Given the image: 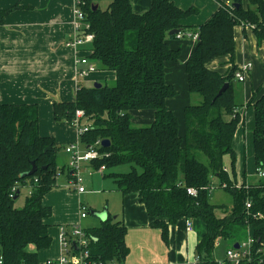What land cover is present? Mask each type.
Segmentation results:
<instances>
[{
    "label": "trees",
    "instance_id": "obj_1",
    "mask_svg": "<svg viewBox=\"0 0 264 264\" xmlns=\"http://www.w3.org/2000/svg\"><path fill=\"white\" fill-rule=\"evenodd\" d=\"M94 32L89 58L97 70L113 71L112 84L88 87L78 84L75 98L56 102V122L71 125L77 110L89 125L79 136L82 147L107 139L108 147L98 145L102 156L92 165L105 169L128 165L127 172H111L117 189L135 192L152 218L151 225L168 240L169 226L180 219H199L206 230L197 244L199 264H219L213 258L218 239L238 243L253 239L250 257L239 264H264V178L237 186L233 140L240 121L233 77L237 66L234 29L252 27L258 43L264 41V0L220 2L216 11L202 24L188 26L198 31L197 45L186 61L188 87L194 100L184 110V136L178 120L168 109L167 99L176 88L165 79L164 64L177 61L179 49L167 39L170 31L186 32L183 19L196 15V6L181 8L172 0H151L143 13L132 9L130 0H82ZM94 5L98 8L93 9ZM20 3L0 9V24ZM229 57L231 67L221 74L209 67L217 58ZM228 87L218 95L221 87ZM249 105L254 108L252 132L254 162L264 168V93L253 91ZM152 109L153 122L136 126L131 111ZM47 147L50 149L46 150ZM60 147L54 137L39 133L37 104H11L0 99V260L2 264H42L38 251L49 248L52 239L46 219L52 208L43 204L45 195L57 186V179L72 178L66 165L58 167ZM230 157L232 172L224 168ZM206 158V162L203 161ZM37 170L25 178L21 174ZM214 188L224 189L233 205L211 203ZM20 193L16 199L17 190ZM194 189L195 194L188 193ZM22 200V201H21ZM250 207H246V203ZM90 238L92 261L120 264L129 252L125 243L126 226L122 220L107 216L99 226L84 229ZM230 264V263H222Z\"/></svg>",
    "mask_w": 264,
    "mask_h": 264
},
{
    "label": "crops",
    "instance_id": "obj_2",
    "mask_svg": "<svg viewBox=\"0 0 264 264\" xmlns=\"http://www.w3.org/2000/svg\"><path fill=\"white\" fill-rule=\"evenodd\" d=\"M101 1L107 3L108 0ZM172 1L184 9L191 6H196L199 9L196 15L181 21V24L186 27L185 31L190 30L188 26H198L204 23L216 11L220 2L232 4V0H203L205 7L201 10L197 0ZM18 2L22 8L8 14L3 23L0 24V99L4 103L11 104H37L39 133L54 137L57 145L63 149L67 144L78 141L79 136L76 129L68 123L56 122L54 116L55 103L73 101L80 83L91 87L94 83L103 84L102 81L106 77L113 82L115 73L96 70L86 78L78 75L76 50L66 44L74 31L73 8L75 0H0V9H8ZM130 2L133 11L136 13L147 11L151 5V0H130ZM247 6L248 4L244 5V7ZM243 28L236 26L234 29L235 53L233 63L237 67L252 63L253 69L255 68L258 72V76L255 75L254 71L249 72L246 81L243 83L245 101L249 106L248 102L254 90L260 88L261 92L264 93V41L258 43L253 30L248 27ZM167 43L170 48L179 49L180 56L177 61H167L164 64L165 79L178 92L175 97L167 99L166 104L168 109L177 117L179 133L184 136V110L194 100V96L189 91L185 66L188 57L197 45V41L189 37H176L175 39H167ZM208 65L211 69L226 74L231 67V62L229 57H222L214 59ZM88 82H93V85L87 84ZM131 115L134 124L148 126L153 122L155 111L152 109L133 110ZM246 122L248 130H244V127L242 132L245 120L243 125L236 128V138L234 136L235 143L233 145L235 149L240 147L242 139L246 141L251 138L253 145L254 125L249 119ZM245 146L246 142L244 143V158L246 157ZM251 154L254 161V145ZM68 155L70 158V154ZM227 157L228 155L224 157V168L230 173L233 169L232 166L230 167L231 170L226 167L225 158ZM241 164L242 154H239L238 165ZM83 166L84 181L93 182V172L100 171L91 163ZM243 169L244 171L246 169L244 162ZM254 172L252 178L244 176L242 183L239 182L235 170L237 186L258 182L260 177L256 170ZM100 173L103 177L98 179L96 186L100 187L105 195L113 193L114 197L115 195L118 196V204L110 211L107 209V216H112L114 220H122L126 226L125 243L129 252L120 264H193L195 262L197 244L206 230V226L201 220L192 219V229L190 230L187 228L186 220L180 219L169 226L168 240L165 241L161 230L151 225L152 218L148 215L138 194L119 191L114 181L105 179L104 172ZM60 177L62 179L58 178L57 186L48 192L43 200L44 205L52 208V215L46 219L52 243L49 248L38 251L40 263H45L49 259H56L62 254L59 229L63 225L78 224L82 219L79 214L82 193L68 187L66 176L61 175ZM96 218L99 219L100 224L103 222L97 216ZM99 225L92 222L89 226ZM219 240H224L225 242L222 244L224 243L226 247H229L228 249L234 247L235 243L226 239H218L215 243L216 247L219 245L217 243ZM214 256L215 251H213V258Z\"/></svg>",
    "mask_w": 264,
    "mask_h": 264
},
{
    "label": "built area",
    "instance_id": "obj_3",
    "mask_svg": "<svg viewBox=\"0 0 264 264\" xmlns=\"http://www.w3.org/2000/svg\"><path fill=\"white\" fill-rule=\"evenodd\" d=\"M82 0H75L74 3V31L72 36L66 41L67 46L73 47L77 53L76 63L78 65L77 73L80 77L86 78L91 73L97 70V67L89 58L91 53V45L94 40V32L91 30V23L87 18V14L82 9ZM187 35V32L179 33L177 37H182ZM191 37L197 41L199 34L193 33L189 34ZM252 68L251 63H246L241 65L235 71L234 77L239 81H243L247 74ZM83 112L77 110L75 113V118L71 123L78 133V136L87 132L90 125L83 121ZM101 142L97 141L95 144L83 148L80 145V141L67 144L65 146V151L70 154V160L66 164L67 168L70 169L72 178L68 181L67 185L70 189L77 191L78 193L85 192L86 188L84 185V170L83 165L85 162L91 163L94 160L99 159L102 153L98 149V145ZM100 172H104L105 166L101 165L96 168ZM256 173L260 178H264V169L256 167ZM91 173V172H90ZM188 193L195 194L194 189H188ZM251 205L249 202L246 203V207L249 208ZM90 213V208L85 205H80V218H84ZM187 228L192 229V220H186ZM59 239L62 245V254L56 259H49L42 264H117L114 261L111 262H96L92 261L90 258V253L88 250L90 238L86 235L85 230L80 227H75L72 230H66L64 227L60 228ZM253 239L250 235L248 239L243 240L239 243V248L235 249L231 247L226 251V263L239 264L240 261L245 257H250L252 253ZM198 257L195 259L193 264H199ZM223 262V263H225ZM0 264L2 261L0 260ZM222 264V263H221Z\"/></svg>",
    "mask_w": 264,
    "mask_h": 264
},
{
    "label": "rangeland",
    "instance_id": "obj_4",
    "mask_svg": "<svg viewBox=\"0 0 264 264\" xmlns=\"http://www.w3.org/2000/svg\"><path fill=\"white\" fill-rule=\"evenodd\" d=\"M205 1H207V0H205ZM224 1H226V0H224ZM248 2H249V0H242L243 6L248 4ZM105 3H106V1H101L100 6L103 8V6H105ZM197 4L199 5L201 10L204 9L205 3L203 0H197ZM248 28L253 30L252 27H250V26H248ZM243 29H246V28L244 27ZM91 30H92V28H91ZM186 32H187V35H184L182 37L192 38L191 35H189V34L199 33L198 31H194V29L193 30L192 29L186 30ZM95 65H96V63H95ZM251 69L252 70L250 72L252 73L254 71L255 75L258 76V72L256 71L255 68L253 69V66ZM258 78H260V77H258ZM245 79L243 81H239L238 79L233 77V86H234V89L236 91V104H238V106H239L238 109L240 111V116H241L238 126L243 125L242 123L245 120V125H243V127H242V132H243L244 127H245L244 130H248V124L246 122V121H248V119H249V121L252 122L253 125H255L254 109L252 106H250V105L248 106L247 101H245V91H244V85H243L244 81H246ZM255 82H257V81L255 80ZM102 83L112 84L113 82L109 81V78L106 77V79L105 78L103 79ZM87 84L93 85V82H90V83L88 82ZM246 118H247V120H246ZM83 121H85V120L83 119ZM136 126H138V125H136ZM250 135H251V132H250ZM235 138H236V136H235ZM250 141H251V144H250ZM245 142H246V146H245L246 157L244 158V143ZM234 143H235V139H234L233 145H234ZM83 148L84 147H82V149ZM234 150H235V154H236V160L234 163V167H235V170L237 171V178H238L239 182L243 183L244 176L246 178H249V177L252 178V177H254L253 174L255 173L254 172L255 165H254V161H253V156L251 154V152H253L252 139L250 138V140H246V141L244 139H242L241 143H240V147L236 148V149L234 148ZM239 154H242V164L241 165H238ZM69 160H70V158H69V155L65 152V148H63V149L61 148L58 152V158H57L58 167H61L62 165L67 164V162H69ZM203 161L206 162L205 157H203ZM243 162L245 163V168H246L245 171L243 169ZM84 165H88V162H85ZM225 165L228 168V170H231V168H230L231 163H230V157L229 156L227 158H225ZM129 170H130V168L128 165H121V166L113 167L110 169H106L104 171L105 179H108L109 181L113 182L112 177L108 176L111 172H127ZM93 173H94L92 176L93 182H89L90 180L84 181V184L86 186V191L82 193L81 203L79 205H85L86 207L92 208L93 211H95V210L103 211L105 208H107L108 211H110L116 204H118V196L115 195V197H114L113 193H111L109 195H105L102 192V190H100V187L96 186L98 183V179H102V177H103L101 175L102 173H100V172H93ZM62 176H65V175H62ZM58 178L62 179V177H60V176ZM91 194H93V195H91ZM211 202H213L217 205H226L228 208H231L233 205V201L231 199V196L222 188H214L212 190ZM111 213H112V211H111ZM92 222L97 223V225L100 224L99 219H97L95 215L89 213V214H87L86 217H84L80 220V223H78V224L71 223L68 225H63V227L66 230H72L76 226L80 227L82 229H87V228H91V226H89V225L92 224ZM87 224H89V225H87ZM222 242H225V241L219 240L217 242V243H219V245L217 247L215 246V248H214V251H215L214 260L219 264H221L227 260L226 251L229 248V247H226V245L224 243L222 244ZM239 243L240 242H238V244Z\"/></svg>",
    "mask_w": 264,
    "mask_h": 264
},
{
    "label": "water",
    "instance_id": "obj_5",
    "mask_svg": "<svg viewBox=\"0 0 264 264\" xmlns=\"http://www.w3.org/2000/svg\"><path fill=\"white\" fill-rule=\"evenodd\" d=\"M232 5L235 6V7H239V4H236V3H233ZM96 8H98V5H94L93 9H96ZM179 33H180V30L179 29H174V30L170 31L169 34L170 35H173V34H179ZM228 85H229L228 83L224 84L221 87V89L219 90L218 95H220L223 91H225L227 89ZM93 86L94 87H101L102 84H100V83H94ZM109 145H110V141L109 140L103 139L101 141V146L108 147ZM48 149H50V147H47L46 150H48ZM36 170H37V167H36L35 163H33L32 169L30 171H27V172L22 173L21 174V177L22 178H25L27 176H30V175L34 174ZM19 193H20V190L18 189L17 192H16V195L14 196V199H16L18 197ZM90 214H93V215L97 216L98 218H100L102 221H105L106 218H107L108 211H107V208H105L100 213H98L97 211H93L92 210V211H90ZM234 248L235 249H238L239 248V244L238 243H235L234 244Z\"/></svg>",
    "mask_w": 264,
    "mask_h": 264
}]
</instances>
